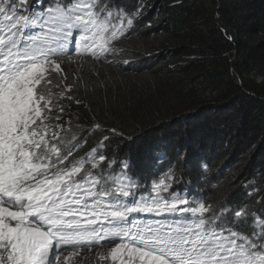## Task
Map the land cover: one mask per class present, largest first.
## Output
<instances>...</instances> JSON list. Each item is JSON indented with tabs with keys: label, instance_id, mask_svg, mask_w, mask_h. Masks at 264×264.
<instances>
[{
	"label": "trees",
	"instance_id": "16d2710c",
	"mask_svg": "<svg viewBox=\"0 0 264 264\" xmlns=\"http://www.w3.org/2000/svg\"><path fill=\"white\" fill-rule=\"evenodd\" d=\"M49 2L26 0L37 11ZM106 3L114 14L139 10L133 26L109 45L114 51L86 58L98 68L46 89L57 92L53 110L75 145L70 160H87L93 148L97 160L107 158L81 175L124 172L138 195H148L171 173L170 191L190 201L217 213L247 205L264 217V0Z\"/></svg>",
	"mask_w": 264,
	"mask_h": 264
},
{
	"label": "snow or ice",
	"instance_id": "6c2138e0",
	"mask_svg": "<svg viewBox=\"0 0 264 264\" xmlns=\"http://www.w3.org/2000/svg\"><path fill=\"white\" fill-rule=\"evenodd\" d=\"M138 14H114L106 0H50L39 11L26 0H0V264H61L65 248L100 242L115 243L98 254L111 264H264V217L247 205L217 213L170 191L171 173L154 183L155 195L137 198L139 186L124 172L81 175L87 163L95 170L106 161L97 148L69 161L75 145L54 130L61 126L50 123L52 94L42 89L73 51L97 59L114 51L109 45ZM134 213L183 215L145 229L133 225ZM241 223L251 231L234 227Z\"/></svg>",
	"mask_w": 264,
	"mask_h": 264
},
{
	"label": "rangeland",
	"instance_id": "374dc122",
	"mask_svg": "<svg viewBox=\"0 0 264 264\" xmlns=\"http://www.w3.org/2000/svg\"><path fill=\"white\" fill-rule=\"evenodd\" d=\"M35 31H38L35 30ZM72 46H70L71 48ZM90 58L89 53H83L78 54L75 52L74 55H71L69 57H66L63 60H58V62L61 65L62 71L60 73L52 72L50 79H51V85L48 90L52 91L56 88L62 87L67 81H69V76L78 73H88L89 71L98 68L99 66L97 61L91 62L90 60L86 59ZM68 85V84H67ZM46 90V89H42ZM55 93L54 98L57 97V92L53 91L51 92ZM57 99H52V108L50 112L51 121L50 123L54 126L56 124H59L61 128L54 129L55 131H58L60 136L63 137L64 141L68 143V139L66 138V131H64L66 124L63 120L59 119L57 120L56 117L58 116V110H55V106L58 104ZM53 107L54 110H53ZM71 132V131H70ZM71 161V160H69ZM67 163V162H66ZM123 179V177H121ZM181 196H184L183 194H179ZM183 214L176 213H165V223L167 225L171 224L174 219L181 217ZM93 227V226H90ZM114 243L105 244L101 246L96 247H76V248H70L62 254V259L64 264H111L110 261L108 262H100L98 260V254L99 253H107L112 247H114Z\"/></svg>",
	"mask_w": 264,
	"mask_h": 264
},
{
	"label": "bare ground",
	"instance_id": "6f19581e",
	"mask_svg": "<svg viewBox=\"0 0 264 264\" xmlns=\"http://www.w3.org/2000/svg\"><path fill=\"white\" fill-rule=\"evenodd\" d=\"M74 54H75V51H73L71 55H74ZM89 57H92V56L89 54ZM155 214L156 213H139L135 216H132L130 219L132 220L133 225H138V226L146 229L148 227V225L145 222L153 221ZM164 219H165V214H164ZM133 225H130V226H133ZM164 226L167 227L168 225L164 224Z\"/></svg>",
	"mask_w": 264,
	"mask_h": 264
},
{
	"label": "clouds",
	"instance_id": "9594fccd",
	"mask_svg": "<svg viewBox=\"0 0 264 264\" xmlns=\"http://www.w3.org/2000/svg\"><path fill=\"white\" fill-rule=\"evenodd\" d=\"M49 135H51V133H49ZM71 158H77V157H72V156H70L69 157V160L71 159ZM143 196H148V195H143ZM139 197V196H138ZM137 197V198H138ZM137 214H139V213H134V214H132V216H135V215H137ZM257 214V213H256ZM257 215H259V214H257ZM85 221H86V218H85ZM106 223V222H105ZM102 226H104V225H102V224H96V225H93V227H97V228H100V227H102ZM118 242V241H117ZM110 243H114V242H100V243H97V244H95L94 246H92V247H96V246H101V245H105V244H110ZM115 244V243H114ZM82 247H89V246H87V245H85V246H82ZM71 247H67V248H65L61 253H60V261H61V264H64L63 263V259H62V254L64 253V251H66V250H68V249H70Z\"/></svg>",
	"mask_w": 264,
	"mask_h": 264
}]
</instances>
